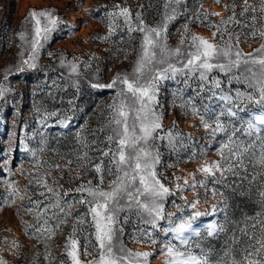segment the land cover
I'll list each match as a JSON object with an SVG mask.
<instances>
[{
    "label": "snow or ice",
    "instance_id": "6c2138e0",
    "mask_svg": "<svg viewBox=\"0 0 264 264\" xmlns=\"http://www.w3.org/2000/svg\"><path fill=\"white\" fill-rule=\"evenodd\" d=\"M154 6H158L160 16L155 24L146 22L144 4L135 14L129 7L119 4L106 13L108 34L99 39L114 43L111 38L123 33L120 41L123 42L126 36L131 42L139 34V42L131 47L136 56L130 73H117L107 84H90L93 89L114 90L115 94L111 103L105 105L107 115L104 122L90 134L95 139H89L85 135V125H81L75 133V151L65 154L74 157L67 160L69 172L73 170L72 165H76L78 175L72 177L73 180L89 171L94 172L95 177L61 191L63 185L57 177L44 170L60 171L61 166L52 164L38 156L36 150L24 145L26 151H31L35 172L29 173V186L34 185L36 192L29 194V186H25L21 195L13 181H5L9 192L5 202L15 203L12 197L16 195L27 198L30 207H26V211L34 216L36 224L25 223L38 240H50L62 230V225L71 220V232L64 244L68 264H84L80 259L81 234L86 241L84 255L92 256L89 248L97 253L87 264H149L153 252L133 251L123 242L126 233L122 222L129 223L133 215L136 225L132 241L146 243L152 248L162 243L164 264H264V212L245 216L240 221H230L228 197L218 188L211 189V194L220 197L223 208L212 203L209 210L199 211L196 210L199 200L189 203L182 196L183 204L173 201L176 212L166 211L169 197L182 194L187 188H207V185L204 180L198 185L194 179L189 183L176 177V191H173L162 182L157 171L161 157L158 142L166 141V146L174 153L188 147L184 143V134L173 129L164 131L163 112L157 111L162 108L159 99L162 88L173 82L174 102L180 101L178 106L186 114L198 117L210 141L216 142L223 136L215 149L219 159L205 160L198 171L204 174L205 180L212 177L216 185L241 196L244 192L237 189H243L245 181L251 186L261 180L259 195L264 204V43L252 52L242 51L240 33H233L229 28H248L249 25L237 18L233 4V14L219 24L208 20L209 15L219 13H208L202 9H198L195 16L188 17L189 22L204 24L207 21L208 27L216 29L212 33L213 40L219 36L222 43L191 32L189 22H186L182 25L179 43L171 47L168 43L169 25L187 12L185 0H159L158 5L149 2L147 8ZM225 7L227 9L228 6ZM249 13L253 25L257 19L264 22V0H260L259 8L244 0L239 16ZM27 19L32 25L31 52L23 64L35 69L39 50L49 41L60 20L50 11L35 10L29 12ZM24 35L20 33L22 38ZM245 35L264 37V28L253 27ZM129 50L124 49L125 59ZM60 65L67 66L70 74L79 75L76 62L61 57ZM85 67H90V64ZM234 84L243 85V88H233ZM74 86L79 91L78 81ZM51 88L55 91L50 90L48 95L55 99L60 85L53 80ZM189 90L192 95L185 98ZM8 91L10 89L0 87V97ZM68 103L75 109L74 100ZM35 112L38 124L44 129L51 127L48 121L52 117L60 116L59 110L42 111L39 106L35 107ZM71 120L72 117L66 116L57 119L56 123L68 128ZM187 138L191 139L190 136ZM41 145L39 151L42 153L47 146L44 133H41ZM195 157L193 151L189 158ZM106 176L112 179L105 187ZM74 205L77 209L83 206L86 211L76 215L70 211ZM185 209L193 211L185 214ZM220 212L225 213L223 222L210 219L200 223V218L216 216ZM221 237L224 239L218 249L208 243ZM49 255L46 253L45 259ZM0 264L6 262L0 259ZM61 264L66 262L61 261Z\"/></svg>",
    "mask_w": 264,
    "mask_h": 264
},
{
    "label": "rangeland",
    "instance_id": "374dc122",
    "mask_svg": "<svg viewBox=\"0 0 264 264\" xmlns=\"http://www.w3.org/2000/svg\"><path fill=\"white\" fill-rule=\"evenodd\" d=\"M151 2L158 5L159 0H0V87L10 89L3 97H0V168L7 175L0 177V259L7 264L9 259H18V264H61L65 261L68 264L67 256L64 253L65 240L71 232V223L62 225L61 231H58L50 240H38L32 231L27 228V224H36L33 215L26 211V207H30L27 198H21L24 194L25 186H29V173H34L35 169L32 165L31 151H26L24 145L28 149L36 150L38 156H42L45 160L52 164L61 166L60 171L46 168L52 176L57 177L59 183L63 185V190L74 188L80 183L86 182L95 177L94 172L80 174V178L73 180L72 177L77 176L76 165H72V171H68L67 160L74 157L69 155L62 158L58 152L48 146L51 139L57 136L63 138H72L71 132H75L81 125H85V135L89 139H95L90 135L93 129H98L104 122L107 112L104 111L105 105L111 103L114 96V90L109 89H93L91 83L107 84L117 73L131 72L133 61L136 53L131 50L139 42V34L136 39L129 42L127 37L123 42L118 33L111 38L113 42H106L98 37L108 34L106 13L114 8L115 5L129 7L133 14L139 10L141 4L145 5L146 11L144 18L147 23L155 24L160 20L158 14V6L147 8ZM244 0H185L187 12L178 16L176 20L171 22L168 29V43L171 47H176L180 40V32L182 25L188 21V17L195 16L198 9L207 11L208 13H219V15H209L208 20L219 24L222 19L231 16L232 5L235 4V12L237 18L241 19L248 28L239 26H230L229 30L233 33H240V48L243 52H252L264 43V37L259 35H245L250 33L252 28H264V22L257 19L255 24L251 20V13L240 17ZM250 5L257 8L260 6V0H248ZM225 6H228L227 9ZM50 11L52 15L59 18L60 23L56 30L52 33L49 41L39 50L37 56V68L30 69L29 72L18 74L20 69H29L23 61L28 58L31 52L32 25L29 22L28 14L30 11ZM91 10V11H89ZM191 32L203 36L215 43H222L219 36L213 40L212 33L216 30L214 27L207 26L198 22H189ZM25 33L24 37L20 33ZM129 48L128 58L125 59L124 49ZM93 56L95 59H93ZM66 61H74L78 64L79 75L70 74L67 66L60 65V58ZM90 64V67H85ZM7 76V79L4 77ZM56 80L60 85V90L56 91L55 99L48 95L52 89V81ZM78 81L79 91L74 86V82ZM241 87L243 85H233L232 87ZM169 87H175L169 86ZM35 93V95H34ZM192 95L191 90L186 94ZM160 103L162 108H158V112H163L164 131L169 129L179 131L186 137L184 143L188 145L187 149H182L178 153L172 152L167 146L166 141L159 143V151L161 153L160 164L157 171L160 179L163 177L167 183L171 182L172 188L177 183L176 177L180 181L187 180L192 183L193 179L199 185L201 180L207 185V188L198 186L195 189L187 188L182 194H178L183 204L182 196L189 203L199 200L200 203L196 210L206 211L210 209L212 203L220 204V197L211 194V189L217 188L213 182V178L204 179V174L198 169L205 160H217L219 157L215 149L219 146L218 137L216 142H211L206 135V130L202 127L198 117L185 112L178 105L180 101L173 100V96L168 93L160 95ZM75 101V109L68 102ZM95 100V101H94ZM199 104L200 102L197 101ZM90 110L84 111L85 106L92 105ZM41 107L42 111H60L59 117H52L48 124L51 127L44 129L38 124V115L35 107ZM66 116L72 117L71 124L68 128H64L56 123L57 119ZM173 122L175 127L173 128ZM68 130V132L63 131ZM41 133L45 134L47 146L41 153L39 151L41 145ZM191 137L188 139L187 137ZM103 139V135H100ZM70 148V153L75 151L76 138ZM55 150V151H54ZM193 151L196 157L190 159ZM93 156L96 153H92ZM17 179L23 181V186L17 184ZM111 176L105 177V187ZM5 181H13L14 187L21 195L13 196L15 203L5 202V198L9 195L8 187ZM94 182H98L95 180ZM164 183V182H163ZM167 183V187L171 188ZM36 187L29 186L28 193L34 195ZM71 199V197H69ZM178 203V202H177ZM70 211L76 215L83 214L86 209L81 206L79 209L74 205ZM166 211L176 212L175 206H166ZM193 209H185V214H190ZM179 215V213H177ZM216 216H206L200 218L203 224L210 219H216ZM27 222V224L25 223ZM136 225V217L133 215L127 224H123L125 236L123 238L124 245L133 251H151L153 255L149 258V264H164V255L161 252L162 243H158L152 248L146 243H134L132 241L133 229ZM81 234V256L80 259L87 264V261L96 256L97 253L92 252V256L84 255L83 245L86 241ZM161 242L163 236L160 237ZM21 252L19 258H15ZM50 253L48 259L45 254Z\"/></svg>",
    "mask_w": 264,
    "mask_h": 264
},
{
    "label": "trees",
    "instance_id": "16d2710c",
    "mask_svg": "<svg viewBox=\"0 0 264 264\" xmlns=\"http://www.w3.org/2000/svg\"><path fill=\"white\" fill-rule=\"evenodd\" d=\"M30 69H23V71H18V74L29 72ZM169 86H174L173 82H168L167 85L162 88L161 93L166 94L168 93L169 95H172V89L174 87H169ZM191 96V95H190ZM95 101V100H94ZM93 107L92 105L85 106L84 111L90 110L89 108ZM68 132V130H63ZM70 135L72 138H63V136H57L55 139H51L50 143L48 146L54 148L61 156L68 157L69 155L65 154H70V147L73 146V141L75 140V132H71ZM7 175L5 171H3L0 168V177H3ZM162 182L167 183L161 177ZM17 184L20 186H23V181L17 179ZM231 183V178L229 180ZM173 191H176L175 188H172L171 182L167 183ZM216 185V184H215ZM216 187L220 190L225 192V195L228 197V210H227V215L230 221H240L242 220L245 216H255L256 213L258 212H264V204L261 203V197L259 195V192L261 190V180H258L257 182L253 183L251 186L248 185L247 181L244 182V187L243 189H237V191H243L244 195H235L233 194L231 189H225L223 188L222 185H216ZM179 193H177L175 196H171L167 199L166 201V206H174L173 201H175L177 204L181 201V198L178 196ZM220 207H224L223 201L220 199ZM216 219L220 221H224L225 219V213L220 212L217 214ZM231 227L232 225H229V234L231 233ZM223 237L216 239V240H211L208 243L213 244L217 249L220 248L222 242H223ZM19 254L15 258H19L21 256V252H18ZM18 259H9L7 264H18L17 262Z\"/></svg>",
    "mask_w": 264,
    "mask_h": 264
}]
</instances>
